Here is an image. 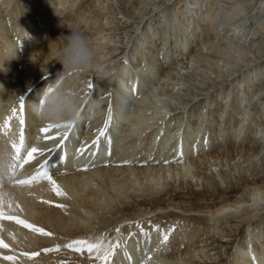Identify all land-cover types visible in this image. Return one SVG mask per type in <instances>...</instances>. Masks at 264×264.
I'll list each match as a JSON object with an SVG mask.
<instances>
[{
	"label": "bare ground",
	"instance_id": "1",
	"mask_svg": "<svg viewBox=\"0 0 264 264\" xmlns=\"http://www.w3.org/2000/svg\"><path fill=\"white\" fill-rule=\"evenodd\" d=\"M166 1L164 5L162 0H0V145H5L8 136L19 139L21 97L25 102L26 144L49 149L60 139L65 129L41 133L40 128L47 124L38 122L31 110L46 87L60 85L86 99L91 83L93 98L89 100L99 102L101 108L95 119L85 118L74 124L63 148L36 155L22 170L26 175L33 174L48 160L52 177L65 196H56L47 181L24 189H5L7 196L3 199L13 201L14 209L9 213L5 207L6 214L53 235L40 236L15 221L0 220V237L9 245L8 249L0 248V257H15L14 261L0 258V264L220 263L218 254L203 244V234L208 231L191 228L186 218L177 227L169 223L165 228L150 223L148 217L156 212L122 221H118V215L131 203L159 200L162 194H169L176 180L190 178L211 189L216 177L229 185L232 175L237 184L239 177L234 170L240 175L246 168L242 164L257 166L260 155L264 156V124L262 120L257 123L259 117L264 119V100L254 112L249 109L250 102L260 99L264 91V49L259 52L263 63L241 76L233 77L229 72L232 68L227 69L232 53L246 54V44L250 45L258 33L263 34L264 5L252 2L257 15L244 21L251 0H225L231 3L228 9L223 0ZM246 1L245 6L241 4ZM117 4L144 19L141 28L137 24L138 35L127 39L129 48L121 61L116 53L120 48L117 42L122 41L113 33L123 29L117 15L126 20L129 16L116 9ZM69 30L86 35L101 72L60 75L55 52L62 42L57 37L67 35ZM246 62L244 66L249 64ZM192 69L201 80H194ZM145 73L154 82L146 93L141 83ZM225 76L229 79L226 87L210 92L208 88L226 81ZM195 83L208 84L207 98L195 99L203 95L193 92L201 87ZM193 94L189 100L194 101L185 113L174 111V106L177 110L184 103L185 96ZM109 108L111 122L105 135L100 136ZM45 135L55 137V141L43 140ZM65 152L66 160L60 163L59 157ZM233 160L235 169L229 164ZM53 164L55 169L51 168ZM248 170L253 179V169ZM241 194L204 215L213 224L210 229L221 233L247 223L229 264H264V217L256 220L257 212L264 211V188L247 186ZM15 203L22 211L15 209ZM217 223L221 227L215 226ZM161 232L168 234L166 244L160 243ZM97 237L120 245L108 262L98 260L86 249L64 246L73 240L95 241ZM22 252L39 255L29 259Z\"/></svg>",
	"mask_w": 264,
	"mask_h": 264
},
{
	"label": "rangeland",
	"instance_id": "2",
	"mask_svg": "<svg viewBox=\"0 0 264 264\" xmlns=\"http://www.w3.org/2000/svg\"><path fill=\"white\" fill-rule=\"evenodd\" d=\"M157 1L158 0H156V2ZM162 1L165 2L164 5L167 4L166 0H162ZM171 1H173V0H171ZM223 1H224L223 4L228 9V7L231 6V3L227 2L225 0H223ZM252 2L256 3L257 5H259L262 2V5H264V0H258V1L251 0L250 1L251 4H249V6H248V10H250V12H249V15L248 14L246 15V19L244 21H246V20L248 21L250 16L257 15V11L255 9L257 6H256V4H253ZM241 4H244V6H245L247 4V1L245 3L243 2ZM116 6H115L116 9L119 8V10H122V12L125 15L129 16V19L126 20V18H123L122 15H120V14L117 15L122 21L123 29L116 30V32L114 31V33H113L116 35V40L122 41V42H117V44L119 45L120 48H119V50H117V53H116V57H118L119 60L121 61L123 59L125 52L129 48V45H127V42H126L127 39L128 38L134 39L138 35V33L140 31L139 28H141V26L143 25L144 19L141 21L140 14L136 11H135L136 15H138L137 17L135 16V13L132 12L133 13L132 14L131 12H128V10L125 9L123 5L120 6L119 4H117ZM148 8H150V6L149 7L147 6L146 9L148 10ZM262 18H263V15L261 17H259L260 20ZM131 23H133V24H131ZM137 24H139L138 30H137ZM234 26L235 25H233L232 28ZM262 33L263 34L258 33L256 35V37H253L256 39L253 40L254 42L251 40L252 43H249L250 45L246 44V46H245V49L247 51L246 54L241 55L239 53L238 54L236 53L237 55L236 54L234 55V53H232V55L234 57L233 56L229 57V63H228L229 65H227V67L228 66L229 67L227 69L232 68L231 70H229V72L232 73L231 75L233 77H238L239 75L241 76L242 73H245L247 71V69L251 68L252 66H254L258 63L260 64L261 61L263 63V58H261V55L259 54V52L264 49V32H262ZM236 56H237V58H236ZM243 60H245V61H243ZM246 61H248V63H249L248 66H244L247 64ZM116 64H119V61ZM233 68H235V69H233ZM191 71H192V73H190V74H191V76H193L194 80L197 77H198L197 80H199V79L201 80V77H199L197 74H194L193 69ZM223 78L227 79L226 76ZM228 82H229V79H227L226 81H224L222 83H217L214 87H209L208 89H209V91L211 90L210 92H212L213 90L215 91V89H217V87H220V88L224 87L225 88ZM141 83L145 87L144 93L149 92L148 90H151V89H148V87H150L151 85H154V82L152 81L151 76L148 73H145L144 76H142ZM196 86L199 88L201 85L199 86V84H196ZM207 86H208V84L201 86L197 90L194 89V91H193L194 93L195 92L196 93H199V92L203 93V95H199L195 99L202 100L204 97L207 98V94H206L207 93L206 92ZM260 86H262V85H260ZM193 97H194V94H193V96H188V97L185 96L184 97L185 100L183 101L184 103H181V105H183V107L181 108V105H178V109L176 110L175 109L176 106H174V111L175 112L177 111L178 113H185L184 110L189 106L190 102L192 104V102L194 101L193 99L189 100ZM259 98L260 99L252 100V102H250L249 109L251 110V112H254L255 109L257 110V108L260 106L259 103L264 100V91H263L262 95L259 96ZM170 112H172V111H170ZM168 114L170 115V113H168ZM260 120H262V122L264 124V119L260 118V117L257 119V123L260 122ZM233 122L236 123L235 121H233ZM242 149H244V146H242ZM232 163H234V164H232ZM229 164H230L231 168L235 169L236 163L234 160L232 162H230ZM242 165H243V168L244 167H246V168L241 170L240 175H238L237 172H235L236 169L234 170L235 176L239 177V179H240V180L238 179L237 184H236V180L234 179V177L232 175L230 176L229 185H226L225 183L222 184L220 181H218V177H216L215 178L216 179L215 187L211 188V189L205 188V185L200 186L199 185L200 183H198L195 180H191L190 178H185L184 180L183 179L176 180V183L171 184V186L169 187V194H162L160 196L159 200H156V199L150 200L149 199V200H145V201H140V202L136 201L134 203H131V205L129 207L125 208L124 212H122L118 215V221H122L125 218H128V219L141 218L147 214H154V212H156L153 216L148 217L150 223L151 224L155 223L156 225H162L163 227L165 226V228H166V227H168L169 223L171 224V226L176 225V227H177L178 224L180 223V221H185L184 219L186 218V220L189 222V225H191V228H193V227L198 228L199 227L198 229L203 228V230L208 231L206 235L203 234L204 238L206 240L203 244L207 250H210L212 253L216 252L218 254L219 259H220L219 264H229L230 259L233 255V252L235 251L236 246L239 244L238 242L241 240L240 239L241 235H244V233L246 232L245 229H246L247 223L244 222V223H240L238 225H233L230 230L226 228V229H224V233H221V232H217V230H211L210 229V227H212L213 224L211 222H209V220L207 219V217L204 214L210 210H214L216 207H218L222 204H226V203H229L231 201L236 200L240 195H242L241 193H243L244 188H246L247 186L248 187H252V186L253 187L254 186L259 187L260 186V187L264 188V156L260 155V158L258 159V162H257V166L253 165L250 167L248 164H245V163ZM247 168L250 170L253 169L252 171H254V173H255L253 179H251L252 175H249V172H248L249 170ZM245 171H246V173H245ZM211 172L215 176L216 172L214 170H212ZM242 172L244 174H242ZM248 178H249V180H248ZM243 180H246L247 183H245L246 181H243ZM250 181H252V182H250ZM235 197H236V199H235ZM159 209H163L164 211L163 212H157ZM263 212L264 211H258L257 212L258 217H257V219L256 218L255 219L259 221L261 219V217H264ZM170 221H172V222H170ZM174 221H176V222L174 223ZM234 223L237 224L236 221H234ZM215 226L221 227V224L217 223ZM180 250H183V246L181 247ZM214 263H210V264H214ZM196 264H202V263H199L197 261Z\"/></svg>",
	"mask_w": 264,
	"mask_h": 264
},
{
	"label": "snow or ice",
	"instance_id": "3",
	"mask_svg": "<svg viewBox=\"0 0 264 264\" xmlns=\"http://www.w3.org/2000/svg\"><path fill=\"white\" fill-rule=\"evenodd\" d=\"M93 85L89 83L87 88L89 91L86 92V99H84V104L87 105V102L90 98H93V93L90 91ZM52 88L49 87L48 91H51ZM135 91V88L133 89ZM24 99L20 98V115L17 117L19 120V139L17 140L15 136H8L7 129L8 123L5 122V135L8 136V139L5 141V147L3 150H0V220H8V221H15L16 224L23 226L26 229L31 230L34 234H39L40 236H51L53 235L51 232L45 231L42 227H37L32 223L27 222L24 219H20L16 215L6 214L5 207H7L8 212H12L13 209V201H5L3 197L7 196V192L5 189L7 187L17 188V189H24L33 184H39L41 181H47V183L51 186V191L55 193L58 197H63L66 195L65 192L61 190V188L57 185L56 181L53 179L51 174V169L48 167V160H45L43 163L39 164V167L35 170L33 174H24L22 171L25 168V165H28L30 161L36 159V155L44 156L45 151L48 153L56 151L58 148H63L65 142L69 138V131L73 128L74 124H53L49 123L45 127L40 128L41 133H49L52 129H65L60 139L54 143L52 148L49 149H41L35 146H28L25 142V135H24ZM40 103L43 104V100H40ZM13 115H15L16 110L13 109ZM81 113L83 112V108L80 109ZM11 119V117H9ZM111 122V109L108 110V115L104 121V127L99 129V135L104 136L105 131L108 125ZM43 140H54L55 137L51 135H45L42 137ZM95 143V141H94ZM67 153L65 152L64 155L59 157L60 163H64L66 160ZM52 169L56 168V165L53 164L51 166ZM27 195L31 196V192H27ZM43 203H51L50 201L44 200ZM57 207H64L63 205H57ZM15 209H19L22 211V207L19 203H15ZM139 227V224L137 225ZM157 231L159 227L156 228ZM119 233V228L116 229ZM141 233L144 236H148V233L141 228ZM14 238V237H13ZM168 234L167 232H161V244H166L168 241ZM66 248H75L77 251H81L86 249L89 253H95L96 258L103 262H108L115 254V250L120 247L118 243H112L111 241L105 242L103 237H97L95 241H90L88 239H77L73 240L70 243L64 245ZM0 248L8 249L9 245L4 242L3 238L0 237ZM54 249H43L44 252L53 251ZM58 250V248L56 249ZM147 255V252L145 253ZM21 255L27 256L31 259L34 256L39 255V252H22ZM127 258L131 260V257L125 253ZM4 260L14 261L15 257L13 255H5L0 257ZM150 258V257H149Z\"/></svg>",
	"mask_w": 264,
	"mask_h": 264
},
{
	"label": "clouds",
	"instance_id": "4",
	"mask_svg": "<svg viewBox=\"0 0 264 264\" xmlns=\"http://www.w3.org/2000/svg\"><path fill=\"white\" fill-rule=\"evenodd\" d=\"M57 38L62 42L55 52L56 60L61 65V76L88 71L101 72V66L85 34L69 30L67 35L62 34ZM48 88H44L31 104V110L38 122L76 124L85 118L95 119L100 114L99 102L88 100L85 105L84 99L78 93H69L60 85H54L51 91ZM41 99L43 104L40 103ZM4 147L5 145H0V150Z\"/></svg>",
	"mask_w": 264,
	"mask_h": 264
}]
</instances>
